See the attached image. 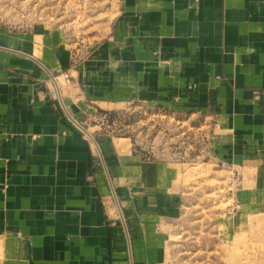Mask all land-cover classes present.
Wrapping results in <instances>:
<instances>
[{
  "label": "crops",
  "instance_id": "crops-1",
  "mask_svg": "<svg viewBox=\"0 0 264 264\" xmlns=\"http://www.w3.org/2000/svg\"><path fill=\"white\" fill-rule=\"evenodd\" d=\"M92 5L100 21L82 46L62 27L0 30L4 255L11 264L168 262L165 233L181 208L187 163L121 152L113 138L82 132L89 112L134 102L208 121L207 154L232 182V242L256 228L264 216V0Z\"/></svg>",
  "mask_w": 264,
  "mask_h": 264
},
{
  "label": "rangeland",
  "instance_id": "rangeland-1",
  "mask_svg": "<svg viewBox=\"0 0 264 264\" xmlns=\"http://www.w3.org/2000/svg\"><path fill=\"white\" fill-rule=\"evenodd\" d=\"M93 2L0 0V30L30 32L45 26L61 31L62 27L71 44L82 46L92 40L100 21ZM169 111L138 102L96 109L84 116L81 125L86 132H82L94 142L98 137L113 138L121 152L130 146L132 154L149 160L171 158L187 163L179 178L181 208L173 229L168 227L165 233L166 264H264V216L257 217L256 228L237 233L233 242L228 233L231 213L225 192L232 182H228L227 169L212 163L207 154L208 121L200 115L187 119ZM4 253L1 246L0 264H11L10 252Z\"/></svg>",
  "mask_w": 264,
  "mask_h": 264
},
{
  "label": "built area",
  "instance_id": "built-area-1",
  "mask_svg": "<svg viewBox=\"0 0 264 264\" xmlns=\"http://www.w3.org/2000/svg\"><path fill=\"white\" fill-rule=\"evenodd\" d=\"M62 75L64 76V77H67V74L66 73H62ZM56 78H57V76L55 75V76H53V79L54 80H56ZM91 137V136H90Z\"/></svg>",
  "mask_w": 264,
  "mask_h": 264
}]
</instances>
